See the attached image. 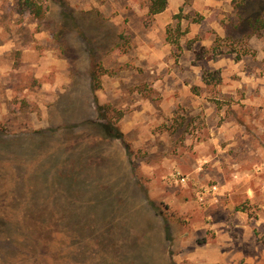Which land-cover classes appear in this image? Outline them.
<instances>
[{
    "label": "rangeland",
    "instance_id": "rangeland-1",
    "mask_svg": "<svg viewBox=\"0 0 264 264\" xmlns=\"http://www.w3.org/2000/svg\"><path fill=\"white\" fill-rule=\"evenodd\" d=\"M16 1L0 264H264V0Z\"/></svg>",
    "mask_w": 264,
    "mask_h": 264
},
{
    "label": "trees",
    "instance_id": "trees-1",
    "mask_svg": "<svg viewBox=\"0 0 264 264\" xmlns=\"http://www.w3.org/2000/svg\"><path fill=\"white\" fill-rule=\"evenodd\" d=\"M148 13L149 15H156L164 11L167 5V0H149ZM16 9L19 15H30L34 18H41L44 15V8L42 5L37 4L36 0H17ZM248 27L253 34L255 31L259 30L263 21L260 17L247 20ZM92 79L94 85L98 87V75L96 72L92 74ZM120 117V116H119ZM106 129L109 127L104 126Z\"/></svg>",
    "mask_w": 264,
    "mask_h": 264
}]
</instances>
